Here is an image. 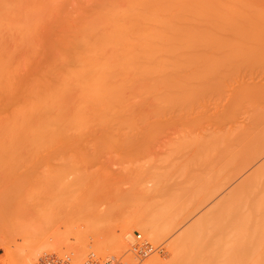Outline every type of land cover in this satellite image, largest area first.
I'll return each mask as SVG.
<instances>
[{"label":"bare ground","instance_id":"6f19581e","mask_svg":"<svg viewBox=\"0 0 264 264\" xmlns=\"http://www.w3.org/2000/svg\"><path fill=\"white\" fill-rule=\"evenodd\" d=\"M10 1L20 0H0L5 160L48 162L54 141L115 142L116 131L199 130L203 135L197 140L208 148L207 168L193 176L203 183L191 205L179 210L182 220L175 222L182 206L176 192L172 197L165 181L146 178L135 184L145 190L143 185L154 182L143 192L145 198L140 196L152 203L153 216H145L151 222L133 213L125 218L123 233L138 230L150 241L161 230L174 233L170 259L155 255L144 264H264L262 57L259 33L245 30L246 11L258 0H175L164 17H118L117 0L100 3L104 7L97 15L32 16V7L27 14L20 9L24 1ZM126 135L120 136L130 140ZM59 156L76 161L65 152ZM76 170V175H91ZM156 218L164 222L161 227ZM84 249L73 250L76 258Z\"/></svg>","mask_w":264,"mask_h":264},{"label":"rangeland","instance_id":"374dc122","mask_svg":"<svg viewBox=\"0 0 264 264\" xmlns=\"http://www.w3.org/2000/svg\"><path fill=\"white\" fill-rule=\"evenodd\" d=\"M21 1L24 2L19 7L26 14L28 7L35 9L34 12L29 10L28 15L33 16V13H38V16L54 17L60 14L62 17L66 15L71 17L84 16L89 13L90 15L100 14L99 9L104 7L102 4L106 0H20L10 2L17 4ZM59 1L61 2L56 3ZM91 1L94 3L90 4ZM112 1L115 2L112 3ZM112 1V4L118 1L116 3L118 7H116V15L118 17L119 15L120 17L122 15L164 17L169 15L170 9L175 8L173 7L175 0ZM126 5L127 9H125ZM150 5L151 7H149ZM80 6L83 8L80 9ZM122 6L125 10H122ZM18 8L16 7V9ZM133 8L136 11H132ZM250 11H246L248 13L245 30L256 31L260 35L262 83L264 87V0H258ZM261 108L264 124V95ZM192 130L165 128L129 132L116 131L114 134L119 136V139L116 138L115 142L113 140L112 142L97 140L101 141L99 145L95 144L98 142H94L93 139L91 140L93 143L89 140L90 144L86 140L87 145L84 144V141V143L77 141L78 143L75 142V144L73 141H71L73 144L65 142L62 143L63 145L54 141L51 148L54 153L53 159L46 157V155L44 158L51 159V161L48 160L47 162L42 158L44 161L35 163L8 162L5 160L0 135V243L4 245V248H0V264H30L33 259L35 264H40V259L45 254L54 252L60 255L68 254L72 257L73 264H82L88 259L90 253L96 254V251L97 256L103 259L106 256H116L126 264H144L146 259L155 255H160L165 259L164 261H168L170 259L169 244L174 239V233L168 232L169 234H167L165 231L162 234L163 230L159 229L162 231V233L159 232L162 238L159 236L158 239L150 241L144 232L133 230L132 233H127L124 231L125 234L127 233L126 239L129 241L127 240L126 244L120 241L124 235L123 230L126 228L123 226L124 221H126L125 218L133 213L137 214V212L140 215L144 214L142 217L149 215L148 217L151 218L153 216L152 203H148L142 195L147 186L151 187L155 181H165V191L167 190L168 195L173 197L176 192L174 196H178V202L182 203V206L177 208L175 222H178L180 217L184 215L183 210H185L186 205L192 203L194 190L197 191L203 183L200 180L196 183L193 178L204 172V168H207L204 159L207 157L206 152L208 153L206 144L202 140L201 142L197 140L203 133L199 130ZM200 132L201 135H199ZM98 134L100 135V133ZM120 135H126L130 137V140L124 137L125 140ZM131 137H133L132 140ZM195 137L196 139H194ZM62 152L68 153L71 158L75 157L76 159H73L76 161L69 162L67 160L68 163L65 162L67 158L64 161L62 159L64 156H59ZM84 156H88V158L92 156V158H89L91 159L89 161L87 159V162L83 158ZM76 166L86 170L87 173L89 172L88 175L91 173L90 177L76 175L75 172H78ZM80 172L81 170H79ZM82 173L85 174V171ZM143 175L145 178H141ZM146 178L155 181L149 180L148 185H143L146 187L145 190H141L135 183L144 181ZM162 182L158 181L157 183ZM139 192L140 195H138ZM181 209L183 210L179 211ZM180 212H183V215ZM146 217L145 219L151 222ZM155 221L159 227L164 223L160 218H156ZM138 233H141L142 237L153 245L152 251L145 256H140L134 249L133 243ZM128 243L131 249H128L129 246H124ZM98 245L103 247L99 252L96 249ZM79 248H86L84 249L85 254L83 251L81 253L83 255V257L81 255V259L76 258L73 251ZM87 250L89 251L86 252ZM36 252L39 255L35 260ZM71 254L73 255L71 256ZM182 254L180 260H182ZM186 261L188 259H185Z\"/></svg>","mask_w":264,"mask_h":264},{"label":"built area","instance_id":"2783aa9c","mask_svg":"<svg viewBox=\"0 0 264 264\" xmlns=\"http://www.w3.org/2000/svg\"><path fill=\"white\" fill-rule=\"evenodd\" d=\"M134 244V249L140 256L147 255L148 252H151L153 245L145 238L142 237L141 233L136 235ZM40 264H73L72 258L68 254L60 255L58 253H47L40 259ZM82 264H126L121 259H118L116 256H106L102 258L97 256L95 253H90L88 259Z\"/></svg>","mask_w":264,"mask_h":264}]
</instances>
